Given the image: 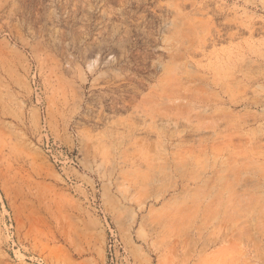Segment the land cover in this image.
Returning <instances> with one entry per match:
<instances>
[{
  "label": "rangeland",
  "instance_id": "1",
  "mask_svg": "<svg viewBox=\"0 0 264 264\" xmlns=\"http://www.w3.org/2000/svg\"><path fill=\"white\" fill-rule=\"evenodd\" d=\"M0 264H264V0H0Z\"/></svg>",
  "mask_w": 264,
  "mask_h": 264
},
{
  "label": "built area",
  "instance_id": "2",
  "mask_svg": "<svg viewBox=\"0 0 264 264\" xmlns=\"http://www.w3.org/2000/svg\"><path fill=\"white\" fill-rule=\"evenodd\" d=\"M42 145L44 153L54 164L61 163L59 158H64L70 166H73L74 169L77 168L76 158L67 154L60 144L56 143L52 138L46 135Z\"/></svg>",
  "mask_w": 264,
  "mask_h": 264
}]
</instances>
